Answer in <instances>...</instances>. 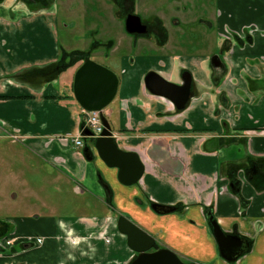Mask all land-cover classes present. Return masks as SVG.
<instances>
[{
	"label": "crops",
	"instance_id": "1",
	"mask_svg": "<svg viewBox=\"0 0 264 264\" xmlns=\"http://www.w3.org/2000/svg\"><path fill=\"white\" fill-rule=\"evenodd\" d=\"M104 1L84 4L105 6L111 0ZM122 1L135 11L136 0H114L121 8ZM213 1L204 16L197 7L168 11L159 5L150 13L156 21L151 35L117 36L97 47L105 49L103 61L89 57L119 79L117 96L103 113L120 149L136 153L144 167L131 186L100 158L93 139L85 138L83 149L72 142L84 124L73 93L84 61L69 69L59 66L65 53L78 50L58 46L56 10L32 12L19 0L0 3V140L29 157L25 167L32 166L36 179L40 173L50 177L56 194L49 197L50 212L40 211V197L31 196L22 218L7 214L14 220L4 221L19 233L49 239L22 255L0 253V264H128L135 253L116 228L120 214L183 259L264 264V37L225 42L218 36L225 24L238 31L252 25L264 30V0ZM231 48L224 66L222 55ZM152 71L172 83L181 82L182 71L192 74L195 96L182 114L175 116L172 103L151 94L145 79ZM87 146L92 161L82 154ZM31 188L42 192L39 185ZM69 191L85 199L74 216L58 209ZM153 204L179 211L156 214ZM207 209L223 231L249 242L250 252L238 262L221 256ZM62 219L86 236L106 228L113 243L90 239L94 250L86 245L88 254L82 256L59 239Z\"/></svg>",
	"mask_w": 264,
	"mask_h": 264
},
{
	"label": "water",
	"instance_id": "2",
	"mask_svg": "<svg viewBox=\"0 0 264 264\" xmlns=\"http://www.w3.org/2000/svg\"><path fill=\"white\" fill-rule=\"evenodd\" d=\"M125 30L130 35H146L149 32L148 26L143 23L142 18L135 14L127 16ZM190 82L191 76L188 73L184 74L182 85L170 84L154 73H150L146 79L147 86L153 91L152 93L173 101L178 97L184 101L190 98ZM118 87V76L112 70L87 59L76 72L73 93L82 109L100 112L104 129L101 136L94 141V149L97 150L100 158L110 168L119 169L120 181L124 185L131 186L140 181L144 173V167L136 153L120 149L112 127L103 113L104 109L117 96ZM177 104L180 108H185L187 103ZM82 134L85 137L92 136L88 129ZM82 154L87 160H93L91 147H85ZM152 209L158 214L167 215L176 212L178 208L153 204ZM208 215L214 237L219 245L220 254L226 261L235 262L247 253L249 249L248 241L237 235L225 233L212 213L209 212ZM117 227L120 233L126 236L128 247L137 254L131 264H187L174 251L160 249L152 236L128 218L121 216L118 219ZM236 250L238 251L236 252ZM190 264L201 263L193 262Z\"/></svg>",
	"mask_w": 264,
	"mask_h": 264
},
{
	"label": "rangeland",
	"instance_id": "3",
	"mask_svg": "<svg viewBox=\"0 0 264 264\" xmlns=\"http://www.w3.org/2000/svg\"><path fill=\"white\" fill-rule=\"evenodd\" d=\"M90 1L93 3V0H58L54 3L56 6L53 10H56L55 13L59 20L56 27L58 32L56 39L59 47L90 50V57L94 56L95 60L103 61L102 56L105 49H97V47L117 36L130 35L122 28L125 24L124 16L128 5L122 1L120 3L122 9L112 0H105V6L94 4L86 8L84 2ZM211 3V0H184L179 4L175 0H136L135 13L141 16L144 21H148V24L154 25L156 21L150 19V13L153 8H157L159 5L166 7L168 11H175L177 5L197 7L199 15L204 16L206 12L209 14L212 10ZM42 8L41 6L40 9ZM21 156H23L25 163ZM28 162H32L28 156L21 155L19 150L10 146L8 142L0 140V217L4 216L2 217L4 219L24 216L33 200L30 198L31 196H38L42 200L44 196V201L47 204L39 199L36 205L40 211L50 212L47 206H51L53 203L50 205L49 197L56 196L55 193H52V189L55 190L51 184L52 180L48 176L44 177V173L38 174V179H36L37 176L35 177V174L30 171L32 166L25 167ZM36 185L41 186L42 192L31 188ZM84 200L83 196L75 195L71 191L65 193L63 199L59 201L61 202V206H58L60 214L74 216L75 213H81L80 207H82ZM76 201L78 207L75 206ZM7 214L14 215L8 217ZM106 235H110V233L108 232Z\"/></svg>",
	"mask_w": 264,
	"mask_h": 264
},
{
	"label": "flooded vegetation",
	"instance_id": "4",
	"mask_svg": "<svg viewBox=\"0 0 264 264\" xmlns=\"http://www.w3.org/2000/svg\"><path fill=\"white\" fill-rule=\"evenodd\" d=\"M5 0H0V3H3ZM20 2H25L28 7L30 8V10L32 12H39L41 10H50L52 11L53 9H55V2L58 1V0H19ZM114 2V0H112ZM177 1V3H181L183 2L184 0H175ZM211 7L213 8L215 3L213 0H211ZM115 3V2H114ZM43 7L42 9H40V7ZM178 6V5H177ZM179 6H186V5H179ZM187 9L186 10H196V7H190V6H186ZM177 8H175L176 10ZM198 9V8H197ZM126 13V14H125ZM125 16H124V20L126 21L127 19V16L130 15V14H135V11L133 8L127 6V9H126V12H125ZM220 13V12H219ZM218 13V14H219ZM123 14V15H124ZM221 14V13H220ZM141 17V16H140ZM142 18V17H141ZM143 20V19H142ZM143 23L146 24L148 26V29H149V32L148 34L146 35H135V36H149L151 35L153 32H154V27L152 26H156V22H154V25L152 23H149L147 24V21H144L143 20ZM152 25V26H151ZM160 27H162V25L160 24ZM124 28H125V24H124ZM126 31V30H125ZM161 31L163 32L164 30L161 28ZM127 33V32H126ZM263 36L264 37V30L262 31H259L254 25L246 28L244 27L243 29H241L240 31L238 30H234L232 29L230 26H228L227 24H225L222 28V30L218 33V36L219 38L222 40V41H225V42H234L235 40H240V39H244V38H252L254 36ZM90 51V50H89ZM91 52V51H90ZM233 50L232 48L229 49V51H227L226 53H223L222 57L223 59L221 58L222 62H227V58H226V54L228 53L229 54H232ZM86 61V60H85ZM223 62V64H224ZM84 63V62H83ZM225 66V64H224ZM150 73H154L156 74L157 76H159L160 78H162L164 81L170 83V84H174V85H182L183 84V76L185 73H188L190 76H191V88H190V92H191V96L188 100L184 101L183 99H180L179 97L176 99V100H170L164 96H159V97H162V98H165L166 101L172 103L174 105V107L176 108V115L179 114H182L183 111H185L186 109H188L192 103V100L194 99V92H193V88L195 86L194 84V80H193V76L192 74L189 72V71H182L181 73V82L180 83H172L170 81H167L166 79H164L159 73L157 72H150ZM146 76V79L147 77L149 76V74ZM145 79V80H146ZM146 83V81H145ZM146 86H147V83H146ZM148 87V86H147ZM149 89V88H148ZM149 91L151 92V94L155 95L154 93H152L153 91H151L149 89ZM158 96V95H156ZM177 103H187L185 108H180L179 105ZM174 132H177V133H180L182 131H174ZM194 134H200L199 133H194ZM80 190V188L78 189ZM175 207V206H173ZM178 208L177 211H179V207H176ZM209 210V209H207ZM154 211V210H153ZM176 211V212H177ZM155 212V211H154ZM209 212L212 213L213 215V212L212 211H207L205 210V216L206 218L208 219V222L210 224V227L212 229V226H211V223L209 221ZM156 214H158L157 212H155ZM175 213V212H174ZM172 214V213H171ZM121 216H124L126 218H128L129 220L132 221V219L128 216H126L125 214H120L117 218H116V228L118 230V227H117V222H118V219L121 217ZM214 216V215H213ZM23 217V216H22ZM20 217V218H22ZM2 219V220H1ZM215 219V217H214ZM11 220H14V219H11ZM216 220V219H215ZM217 221V220H216ZM133 223H135L134 221H132ZM218 222V221H217ZM136 224V223H135ZM137 225V224H136ZM139 226V225H138ZM220 226V225H219ZM60 227H61V235H59V239L62 240L64 242V244L69 248V249H73V250H77L78 253L82 256H86L88 254V250L92 251L94 250V247H91L90 245V239H99L101 241H103L106 245H112L113 243V238L112 236L110 237L109 235H106L109 231L108 229H104L102 232L99 233V235H97L96 237L95 236H86V235H82L79 233L78 230H76L74 228V226H72L68 221L66 220H63L60 221ZM140 227V226H139ZM142 228V227H141ZM143 229V228H142ZM144 230V229H143ZM145 231V230H144ZM118 232L120 233V231L118 230ZM147 232V231H146ZM212 232H213V229H212ZM225 232V231H224ZM148 233V232H147ZM226 233V232H225ZM121 234V233H120ZM149 234V233H148ZM229 234V233H228ZM150 236H152L151 234H149ZM214 235V234H213ZM153 237V236H152ZM154 238V237H153ZM49 237L47 236H44V235H39V234H27V233H19L14 227H13V224L11 221H4V218L0 217V253H10L12 254V251H16L15 254L16 255H22L24 253H27L28 251H32V250H38V249H41L44 247V245L46 244V242L48 241ZM156 240V243L159 245V248L160 249H169L165 246H162L156 238H154ZM128 244V243H127ZM249 244V242H248ZM86 245L88 246V250H86ZM249 249L247 251V253L245 254H248L251 250V246L249 245ZM171 250V249H170ZM154 251V250H152ZM173 251V250H172ZM238 250H236L237 252ZM175 252V251H174ZM135 253V252H134ZM176 253V252H175ZM185 263L187 264H190V263H199V262H196V261H193V260H187V259H183L178 253H176ZM245 254H243L240 258H242L243 256H245ZM67 257L68 258H71L72 255L70 254H67ZM137 257V254L135 253V257L128 263V264H131L132 261ZM239 258V259H240ZM238 259V260H239ZM235 261V262H238ZM231 263V262H230ZM59 264H65L64 262H61ZM202 264V263H201Z\"/></svg>",
	"mask_w": 264,
	"mask_h": 264
},
{
	"label": "built area",
	"instance_id": "5",
	"mask_svg": "<svg viewBox=\"0 0 264 264\" xmlns=\"http://www.w3.org/2000/svg\"><path fill=\"white\" fill-rule=\"evenodd\" d=\"M83 114H84L83 128L81 132L79 133V135L72 138V142L74 143V146L76 147V149L84 148L85 138H90L95 141L99 136H101L103 129H104V126L101 121L100 112L86 111L83 109ZM86 129H88L92 133V136L90 137L83 136L82 133Z\"/></svg>",
	"mask_w": 264,
	"mask_h": 264
},
{
	"label": "trees",
	"instance_id": "6",
	"mask_svg": "<svg viewBox=\"0 0 264 264\" xmlns=\"http://www.w3.org/2000/svg\"><path fill=\"white\" fill-rule=\"evenodd\" d=\"M89 52L90 51H79L78 50V51H74L71 53H65L60 60L59 66L62 69H69L71 67H74L76 64L89 59V57H90ZM206 211L208 213L209 210H206Z\"/></svg>",
	"mask_w": 264,
	"mask_h": 264
}]
</instances>
